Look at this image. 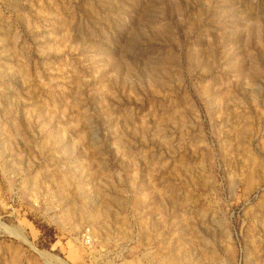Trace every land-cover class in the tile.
Listing matches in <instances>:
<instances>
[{
  "label": "rangeland",
  "instance_id": "374dc122",
  "mask_svg": "<svg viewBox=\"0 0 264 264\" xmlns=\"http://www.w3.org/2000/svg\"><path fill=\"white\" fill-rule=\"evenodd\" d=\"M0 264H264V0H0Z\"/></svg>",
  "mask_w": 264,
  "mask_h": 264
},
{
  "label": "bare ground",
  "instance_id": "6f19581e",
  "mask_svg": "<svg viewBox=\"0 0 264 264\" xmlns=\"http://www.w3.org/2000/svg\"><path fill=\"white\" fill-rule=\"evenodd\" d=\"M14 232V231H13ZM14 234V233H13Z\"/></svg>",
  "mask_w": 264,
  "mask_h": 264
}]
</instances>
